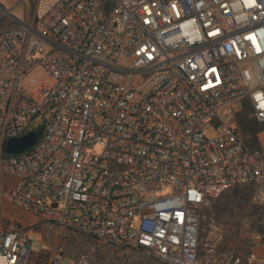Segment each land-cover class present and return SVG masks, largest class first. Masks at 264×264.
<instances>
[{"label":"built area","instance_id":"built-area-1","mask_svg":"<svg viewBox=\"0 0 264 264\" xmlns=\"http://www.w3.org/2000/svg\"><path fill=\"white\" fill-rule=\"evenodd\" d=\"M5 2L34 14L5 9L17 23L0 29V180L17 181L2 200L35 225L0 223V264H28L37 228L94 242L79 256L51 248L46 264H108L102 247L238 264L221 234L202 250L200 232L234 186L253 184L264 207V131L252 149L235 120L247 99L264 124V0ZM37 128L31 149L6 155ZM159 185L177 194H151Z\"/></svg>","mask_w":264,"mask_h":264},{"label":"rangeland","instance_id":"rangeland-1","mask_svg":"<svg viewBox=\"0 0 264 264\" xmlns=\"http://www.w3.org/2000/svg\"><path fill=\"white\" fill-rule=\"evenodd\" d=\"M5 9H12L17 17L28 21L34 14L32 6L28 9L24 6L13 8L12 3H1L0 29L17 23L10 15H5ZM244 104V111L235 120L247 145L255 149L257 134L264 131V124L258 123L252 117L250 103L247 99L244 100ZM223 113L224 109H221L220 114ZM42 123L43 120L37 118L34 125L39 127ZM219 127V124H210L206 133L207 137L214 139ZM89 152L100 156L103 148L98 145ZM16 182V178L12 176H4L3 180H0V223L3 228H8L15 223L30 228L35 225L34 218L12 203L2 200V190L10 189ZM254 191L253 184L234 186L203 212L200 232L202 250L205 251L208 247V239L212 235L221 234L223 242L219 246L220 251H230L238 260V264H264V207L254 203ZM150 193L164 197L177 194V189L171 185H159ZM31 237L33 246L27 260L28 264H41L36 262L41 255L45 256L43 264L46 263L49 257L47 251L51 248L79 256L94 245L93 241L64 229L49 231L37 228L32 230ZM102 248L99 254H106L109 257H103L108 264H165L152 258V255L146 252Z\"/></svg>","mask_w":264,"mask_h":264},{"label":"water","instance_id":"water-1","mask_svg":"<svg viewBox=\"0 0 264 264\" xmlns=\"http://www.w3.org/2000/svg\"><path fill=\"white\" fill-rule=\"evenodd\" d=\"M40 135L41 131L37 128L24 137L8 140L5 145L6 155L15 156L31 149L36 144Z\"/></svg>","mask_w":264,"mask_h":264},{"label":"trees","instance_id":"trees-1","mask_svg":"<svg viewBox=\"0 0 264 264\" xmlns=\"http://www.w3.org/2000/svg\"><path fill=\"white\" fill-rule=\"evenodd\" d=\"M66 254H68V253H66ZM44 258H45V256L41 255V256H39V259L36 260V262L43 264ZM44 264H46V263L44 262Z\"/></svg>","mask_w":264,"mask_h":264},{"label":"crops","instance_id":"crops-1","mask_svg":"<svg viewBox=\"0 0 264 264\" xmlns=\"http://www.w3.org/2000/svg\"><path fill=\"white\" fill-rule=\"evenodd\" d=\"M15 186H16V184H15L13 187H11L10 189H8V190H4V189H3L1 193L3 194L4 191H11V190H13V189L15 188ZM2 194H1V195H2ZM152 258H153V257H152ZM154 259H155V258H154Z\"/></svg>","mask_w":264,"mask_h":264}]
</instances>
